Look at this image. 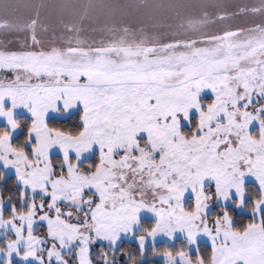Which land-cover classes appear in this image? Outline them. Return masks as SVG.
Returning a JSON list of instances; mask_svg holds the SVG:
<instances>
[{"label": "snow or ice", "instance_id": "1", "mask_svg": "<svg viewBox=\"0 0 264 264\" xmlns=\"http://www.w3.org/2000/svg\"><path fill=\"white\" fill-rule=\"evenodd\" d=\"M202 7L212 27L185 38L174 18ZM26 8V23L0 27V166L15 170L18 198L28 201L5 216L0 195V225L15 233L0 245L3 264H144L149 244L163 264H264V4L41 0ZM145 17L158 39L117 35L143 28ZM177 233L187 246L155 247ZM124 236L134 245L121 246Z\"/></svg>", "mask_w": 264, "mask_h": 264}, {"label": "rangeland", "instance_id": "2", "mask_svg": "<svg viewBox=\"0 0 264 264\" xmlns=\"http://www.w3.org/2000/svg\"><path fill=\"white\" fill-rule=\"evenodd\" d=\"M41 0H0V27H5V31H11L13 29L19 28L21 24L26 23V19L28 16V10L26 8L27 5L31 4H37L40 3ZM184 3H195V4H200V5H211V4H216V3H243L246 5L249 4H264V0H182ZM205 12H208L209 15H205ZM211 14V9L209 8H200L198 10L194 9H184L181 10L180 16L178 18H174L173 22L174 23H180L183 22V27L179 29V32L181 35H183L185 38H191L192 36H197L206 29L212 27L209 23V16ZM193 15H195V19L199 21V23H192ZM253 19L252 17L248 18H242L240 20L235 21V23L243 25L245 20H251ZM258 19V18H256ZM146 23L143 28L140 27H134L133 31L130 33H125L123 31H120L117 33L118 36H122L125 41H132L135 40L137 42L141 40H151V39H158L160 35V29L156 28L154 26V21L145 17ZM231 23V22H230ZM193 27H196L198 31H193ZM51 31V29H49ZM83 35V34H82ZM244 35H242L239 39H244ZM57 40H59V37H57ZM5 41H0V47L5 46ZM17 44H21V40L16 41ZM260 103H264V96H261L259 98ZM20 115H28V113L24 109H18L16 111V118ZM20 130H17V133L15 136L18 135ZM90 158V156L88 157ZM2 167V166H0ZM3 168V167H2ZM4 169V168H3ZM7 174H14L15 175V170L14 169H4ZM247 184L253 185L254 179L253 178H248L247 179ZM2 186H0V195L2 194L1 190ZM249 192L250 193H255V187H249ZM3 197L5 198L4 201V214L7 216L10 212V207L11 204L14 203V201H17L18 198H15L13 200V197ZM37 198H41L42 194L37 193L36 194ZM43 199L47 200V197H42ZM18 203L20 205H16L17 209L20 208H27L28 201L25 200L23 203L18 199ZM218 206V205H214ZM63 207L68 208L69 205H63ZM72 212L74 215L79 216L80 214L76 211V208L72 206L71 208ZM238 212L250 214L247 212L244 208H239L236 209ZM237 212V213H238ZM146 220H153V217L150 213H142V219H141V224L143 221ZM75 222V221H74ZM143 225V224H142ZM33 231L41 238V243L43 246V251L40 253L41 255H46L47 248L49 246V242H47V234L45 231V226L43 225V222L38 221L36 224L33 225ZM3 239L5 242L6 240L9 239H15V233L12 230L11 225H0V241ZM182 239L183 241L186 242L184 239L183 235L181 233H177L176 237L173 240H168L166 237H159L156 241V243L159 242H169V243H176L178 240ZM125 240H135V237H130V236H124L122 237L121 243ZM206 238H201V242L203 243ZM100 242H98L97 246L99 245ZM155 243V244H156ZM187 243V242H186ZM4 243H2L3 245ZM1 245V244H0ZM107 245V244H106ZM96 246V247H97ZM22 247V246H21ZM75 245L73 246V248ZM108 247V245H107ZM66 254L71 253L72 249H67L65 250ZM4 257L2 254H0V264H3ZM15 261H18L20 264H36V261L34 260H29V261H22L17 258H13V264Z\"/></svg>", "mask_w": 264, "mask_h": 264}, {"label": "trees", "instance_id": "3", "mask_svg": "<svg viewBox=\"0 0 264 264\" xmlns=\"http://www.w3.org/2000/svg\"><path fill=\"white\" fill-rule=\"evenodd\" d=\"M17 119L26 121L28 119V115H20L17 117ZM21 131L22 130H20L18 135L16 136L18 140H22ZM0 172L3 173V179H0V186H2V188H1L2 194L5 197H9L10 195H12L11 197H13V200L15 198H18L19 185L15 182V175L14 174H7L2 167H0ZM18 199H17V201H14V203L16 205L21 206V204L18 203ZM236 212H238V211L236 210ZM237 216L241 220H247L249 218L250 214L238 212ZM151 222H152V220H146V221H143L142 224L146 226V225L150 224ZM134 241L135 240H125L121 243V246L128 247L130 245H134ZM2 243H4L3 239L0 241L1 245H2ZM178 245L179 246H187V243L185 241H183L182 239H180L176 243L159 242V243L155 244V247L157 249H162L165 246L170 247V248H175ZM104 246L107 247L106 244ZM97 247H99V245ZM128 250L132 251L133 249L128 248ZM163 260H164V258L162 256H156V255L151 254V244H149L147 251H146V254H145L144 264H163ZM14 264H20V263L18 261H15Z\"/></svg>", "mask_w": 264, "mask_h": 264}]
</instances>
